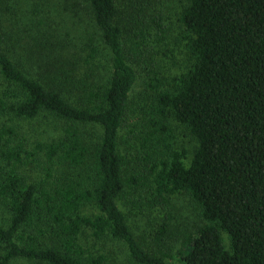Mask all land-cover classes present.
Returning a JSON list of instances; mask_svg holds the SVG:
<instances>
[{"label":"trees","instance_id":"16d2710c","mask_svg":"<svg viewBox=\"0 0 264 264\" xmlns=\"http://www.w3.org/2000/svg\"><path fill=\"white\" fill-rule=\"evenodd\" d=\"M181 1L0 0V264H264V0Z\"/></svg>","mask_w":264,"mask_h":264},{"label":"rangeland","instance_id":"374dc122","mask_svg":"<svg viewBox=\"0 0 264 264\" xmlns=\"http://www.w3.org/2000/svg\"><path fill=\"white\" fill-rule=\"evenodd\" d=\"M159 4H161L165 16L169 19L168 21L175 22L177 18L175 13L178 11L182 1L181 0H159ZM170 38V34L166 37L167 44L170 42L176 41L174 38L168 40ZM155 83V82H154ZM144 88V87H143ZM143 88H139L136 94L137 102L144 107L142 113H147L149 111V107L146 106V103L149 102L148 97L146 95V91ZM174 131L176 136H173V142L179 148L187 149L188 155L191 156L195 149V142H193L192 137L181 127L173 124ZM173 207L174 212L178 217L176 220L178 223H184L188 225H192L193 227L197 226L195 224L203 225L204 220L200 216L199 205L198 203L187 193L178 194L173 198ZM187 225H181V229L185 227H192ZM178 229L174 231L177 232ZM179 239V236H175Z\"/></svg>","mask_w":264,"mask_h":264}]
</instances>
